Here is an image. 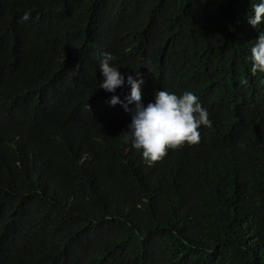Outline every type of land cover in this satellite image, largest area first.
<instances>
[{"label": "trees", "instance_id": "16d2710c", "mask_svg": "<svg viewBox=\"0 0 264 264\" xmlns=\"http://www.w3.org/2000/svg\"><path fill=\"white\" fill-rule=\"evenodd\" d=\"M9 1L0 264H264V73L249 71L264 22L246 18L256 0ZM99 50L151 89L196 94L212 121L200 143L138 165L114 121L122 109L94 101Z\"/></svg>", "mask_w": 264, "mask_h": 264}, {"label": "clouds", "instance_id": "9594fccd", "mask_svg": "<svg viewBox=\"0 0 264 264\" xmlns=\"http://www.w3.org/2000/svg\"><path fill=\"white\" fill-rule=\"evenodd\" d=\"M0 2L10 1L1 0ZM38 4L57 8L61 3L40 2ZM30 15V10H25L19 20L27 21ZM246 18L247 23L253 28L262 24L264 0H256L252 3V13ZM99 52L97 69L100 92L95 95L94 101L119 106L122 109V114L115 116L114 121L118 123L119 120H124L121 125V130H124L122 132L124 141L130 143L132 148L140 150L138 165L152 167L162 161L169 150L182 145L193 146L200 143L203 130L211 127L212 121L208 110L202 106L196 94L191 90L181 92L161 86L151 89L149 75L148 80L144 81L131 73L120 72L112 63L113 56L110 52L100 50ZM249 53L250 73L252 75L257 72L264 73V31L257 34L249 48ZM240 83L246 85L247 78H243ZM80 156L79 160L82 163L87 155ZM53 172L55 171L52 169ZM56 176L53 178L54 183ZM7 242L11 243L12 239ZM2 249L3 247H0V250ZM101 264L115 263L108 258Z\"/></svg>", "mask_w": 264, "mask_h": 264}, {"label": "rangeland", "instance_id": "374dc122", "mask_svg": "<svg viewBox=\"0 0 264 264\" xmlns=\"http://www.w3.org/2000/svg\"><path fill=\"white\" fill-rule=\"evenodd\" d=\"M52 174H53V178H54L56 176V172H53ZM53 190L54 189L51 187L50 192L53 191Z\"/></svg>", "mask_w": 264, "mask_h": 264}]
</instances>
